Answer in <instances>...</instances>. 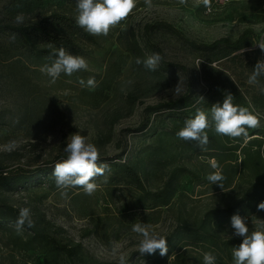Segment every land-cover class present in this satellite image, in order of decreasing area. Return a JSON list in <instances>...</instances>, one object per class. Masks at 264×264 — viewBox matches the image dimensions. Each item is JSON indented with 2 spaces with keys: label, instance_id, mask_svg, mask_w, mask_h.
I'll list each match as a JSON object with an SVG mask.
<instances>
[{
  "label": "rangeland",
  "instance_id": "rangeland-1",
  "mask_svg": "<svg viewBox=\"0 0 264 264\" xmlns=\"http://www.w3.org/2000/svg\"><path fill=\"white\" fill-rule=\"evenodd\" d=\"M9 1L0 0V18L7 15L4 8ZM47 2L53 13L75 20L77 0ZM152 5L149 8L144 0H137L133 12L107 36H96L95 45L72 37L79 51L65 50L86 58L89 68L72 76L61 74L55 83L39 70L51 60H36L22 41L0 33V172L23 167L36 173L56 156L68 155L64 148L75 133L93 143L100 157L120 164L129 162L152 145L162 129L171 126L169 115L193 118L201 109L208 113L211 123L210 109L213 104H222L223 85L247 91L241 106L256 114L264 129V109L254 106L250 96L260 92L264 79L259 77L258 85L248 83L253 67L264 59L258 45L264 43V0L217 6L210 12L194 0H188L187 5L178 0H152ZM48 29L54 35L67 36L52 26ZM246 31L253 45L235 53L239 58H222V45L215 50L207 48L221 38L234 42ZM133 38L147 56L158 52L163 57L158 67L163 69L166 87L151 96L144 94L158 79L135 69L133 56L127 51L128 41ZM256 49L260 52L256 53ZM118 64L120 73L114 74ZM109 72L114 77L109 78L104 96L94 102L92 92L96 87H81L78 81L95 77L98 84ZM183 95H189L192 105L179 113L146 110ZM135 97L138 98L133 102ZM261 150L264 151V141ZM211 153L179 154L166 171H154L145 181L148 188L161 187L171 167L185 165L191 169L180 177L181 194L170 207L152 209L146 203L145 208H137L138 203H143L141 192L112 167L103 177H96L99 187L92 195L77 187L68 189L65 197L62 189H51L47 184L13 192L0 189V195L19 210L29 208L35 225L66 247L51 255L49 264H121V257L126 264H173L180 250L184 252L180 263L201 264L202 249L186 243L181 236L184 221L193 227L202 225L208 211L235 205L241 199L238 195L249 186L245 174L237 190L212 192L207 180L215 171L211 168L214 159L208 157ZM259 203L254 213L243 217L250 232L255 230L257 218L264 219V210H257ZM135 223L146 224L150 231L166 237L168 253L161 256L157 250L155 254L141 255L138 244L142 237L132 231ZM201 228L200 232L210 231L206 224ZM223 229L214 230L222 235L221 239H243L233 236L230 225ZM8 239L0 232V264L39 263V255L33 252L13 254L5 246Z\"/></svg>",
  "mask_w": 264,
  "mask_h": 264
},
{
  "label": "trees",
  "instance_id": "trees-1",
  "mask_svg": "<svg viewBox=\"0 0 264 264\" xmlns=\"http://www.w3.org/2000/svg\"><path fill=\"white\" fill-rule=\"evenodd\" d=\"M4 10L8 13L0 18V33L10 36L12 33H17L16 39L22 41L28 53L36 60L39 58L49 59L53 50L60 47L72 52H78L79 49L72 37L94 45L97 44L96 36L89 34L79 27L74 19L53 13L47 0H10ZM50 12L52 13L48 15ZM19 13H23L27 19L23 24L18 25L14 20ZM48 26H52L59 33L67 34L68 37L54 35L48 29ZM39 42L43 45L38 44ZM221 45L224 47L221 50L223 52L222 58L233 56L231 57L233 60L240 56L235 53L251 47L253 42L251 41L250 32L246 31L234 42L221 38L207 45V48L215 50ZM127 51L133 56V64L137 71L147 73L158 79L156 83L147 87L148 91H146L144 96H151L166 87V83L162 82V67H157L156 71H150L142 63H136L137 58L144 60L148 56L134 38L132 41H128ZM255 52L259 53L260 50L256 49ZM119 68V64L115 65L114 74L120 73ZM114 74L109 72L107 78L97 84L98 86L92 92L94 102L104 96L105 89L108 88L107 83L109 82V78L113 79ZM260 79H264V76H261ZM221 90L225 91L221 95L223 100L227 93L233 95L234 105L241 106V103H245L246 101L245 95L247 91L242 92L239 87L232 86L227 88L223 85ZM250 96L254 106L264 109V94L258 92ZM136 98L138 97H135L133 102H135ZM189 98V95H183L175 100L148 106L146 110L156 113L170 110V112L176 114L181 109H187L192 105ZM169 119L171 126L162 129L154 143L145 147L137 158L120 164L115 159L107 160L101 156L98 162H107L110 167L119 170L127 182L137 187L139 192H141L140 200L143 201V203H138L137 208H145L146 203H149L152 209L170 207L177 200L176 198L179 199L181 194L180 177L184 173L191 172V169L185 165L171 167L167 171L166 180L161 187L148 188L145 183V181H149L151 178L152 172L157 170L166 171L169 162L174 163L179 154L190 156L192 153L212 152L208 157L218 163L219 169L225 177L223 189L217 184H212V192L237 190L240 188L238 181L243 179V176L247 174L246 180L249 186L243 191L242 195H238L241 199L235 205L215 207L203 216L202 225L206 224L210 231L200 232L199 229L202 230L201 224L198 227H193V225L191 226L185 220L184 230L181 233L186 243L193 246L197 245L202 249L201 264H203V254L205 252H212L216 256V264H234L232 256L233 247L238 246L242 240L234 237L223 240L221 239L222 235L214 230H224L223 227L225 225L231 226V217L233 215L248 216L255 212L256 203L264 202V151L261 150L264 141V129L260 126L255 129H248L249 137L245 141L243 138L233 139L228 136L218 135L215 133L213 125V127L207 130L209 142L204 150H202L197 146L195 141H185L176 135L184 126L185 120L188 119L186 115H169ZM239 154H241L240 161H238ZM66 158L67 156L65 155H58L42 169H38L36 173L23 167L0 172V189L13 192L20 189L27 190L32 186L40 184H47L51 189H58L55 178L51 173L54 165ZM18 214L19 208L4 200L0 195V232L9 238L5 246L10 248L13 254L33 252L39 255V263L29 262L26 264H49L48 259L51 255H55L61 250H66L65 246L59 245L56 239L36 225L32 228L25 227L23 231L17 232L15 223ZM180 220L182 221V219L178 221ZM180 251L174 257L175 261L173 264H183L179 260L183 257L184 252Z\"/></svg>",
  "mask_w": 264,
  "mask_h": 264
},
{
  "label": "clouds",
  "instance_id": "clouds-1",
  "mask_svg": "<svg viewBox=\"0 0 264 264\" xmlns=\"http://www.w3.org/2000/svg\"><path fill=\"white\" fill-rule=\"evenodd\" d=\"M181 5H187L188 0H178ZM199 6L202 4L207 12L211 11V0H194ZM144 4L151 8L152 0H144ZM137 0H77L76 4V24L94 36H107L110 30L125 20L135 9ZM27 17L23 13L16 15L14 22L23 24ZM17 33H12L10 39L15 40ZM260 49L264 51V43H258ZM54 57V58H53ZM163 57L160 53L154 52L146 59H136L137 64L150 70L156 71ZM51 63H46L40 67L41 73L50 77V82L56 80L65 74L72 76L74 73L89 68L86 58L73 55L63 47L54 49L49 56ZM264 76V59L258 60L253 71L248 78L250 85H258L259 77ZM81 87L94 89L97 87L95 77H89L86 81L79 79ZM132 81L129 80L128 84ZM175 90L178 92L179 87ZM260 92L264 94V86L260 87ZM200 100L204 98L199 96ZM233 95L227 93L221 103L213 104L211 113V123L208 113L204 110L197 109L193 118H188L184 126L176 133L177 137L185 141H195L197 146L204 150L209 142L207 130L214 125V131L218 135L228 136L230 138H243L247 141L249 137L248 129H255L260 126V120L256 114L246 107L233 104ZM64 151L68 154L62 162L54 165L51 175L55 178L58 188L62 189V196H67V190L70 188H82L86 195H92L99 187L95 182L96 177H103L110 166L107 163H99L100 155L98 148L87 141L86 137L75 133L70 135ZM211 168L212 173L207 176L211 184H217L223 189L225 180L218 163L213 160ZM257 210H264V202H260ZM35 222L31 216V210L23 207L15 223L17 232L23 231L25 227L32 228ZM231 227L234 230L233 236L242 237V242L233 247L232 256L234 264H264V219H258L256 228L249 231L248 224L239 214L231 217ZM132 231L139 234L142 239L138 244V252L141 255L159 254L164 256L168 253L167 238L150 231L149 226L143 223L133 224ZM121 264L126 261L121 257ZM203 264H216V256L212 252L203 254Z\"/></svg>",
  "mask_w": 264,
  "mask_h": 264
},
{
  "label": "built area",
  "instance_id": "built-area-1",
  "mask_svg": "<svg viewBox=\"0 0 264 264\" xmlns=\"http://www.w3.org/2000/svg\"><path fill=\"white\" fill-rule=\"evenodd\" d=\"M243 1H248V0H211V9L217 6L223 7L233 2H243Z\"/></svg>",
  "mask_w": 264,
  "mask_h": 264
}]
</instances>
